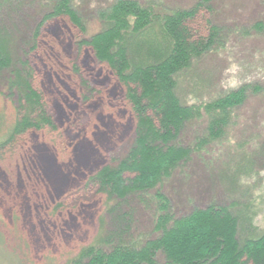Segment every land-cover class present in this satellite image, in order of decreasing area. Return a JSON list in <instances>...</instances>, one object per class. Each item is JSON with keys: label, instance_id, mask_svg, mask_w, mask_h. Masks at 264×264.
I'll list each match as a JSON object with an SVG mask.
<instances>
[{"label": "rangeland", "instance_id": "obj_1", "mask_svg": "<svg viewBox=\"0 0 264 264\" xmlns=\"http://www.w3.org/2000/svg\"><path fill=\"white\" fill-rule=\"evenodd\" d=\"M16 1L17 13L9 6L4 11L13 60L27 72L32 68V84L55 128L27 132L0 160V264H74L80 249L111 227L108 200L89 178L125 158L138 139L120 83L90 48H81L102 29L99 9L113 0H71L84 20L82 33L67 16L45 19L51 0ZM141 1L191 9L200 0ZM211 8V15L200 10L195 27L206 35L211 19L220 44L181 72L176 87L183 105L202 108L175 138L191 152L159 189L176 216L209 204L227 206L239 217L241 237H256L264 234V0H214ZM0 82L2 138L17 119V102ZM241 87L244 102L229 109L211 135L207 106ZM134 208V236H156L154 204Z\"/></svg>", "mask_w": 264, "mask_h": 264}, {"label": "trees", "instance_id": "obj_2", "mask_svg": "<svg viewBox=\"0 0 264 264\" xmlns=\"http://www.w3.org/2000/svg\"><path fill=\"white\" fill-rule=\"evenodd\" d=\"M213 1L200 0L191 9H172L163 1L113 0L99 9L96 19L102 29L81 48H90L96 61L105 64L120 83L137 120L138 139L125 158L103 166L89 178L108 200L106 218L111 227L96 243L82 247L74 264H264V234L241 237L239 217L227 206L209 204L176 216L159 189L191 152L189 146L174 142L184 123L195 119L202 108L183 105L176 87L181 72L220 44L218 24L211 19L206 21V35L195 27L200 10L211 15ZM51 2L45 19L67 16L82 33L84 20L71 0ZM18 4L0 0V79L17 102V119L0 138V160L15 150L27 132L55 128L53 118L45 114V101L32 84V68L27 72L13 60V32L5 25L4 11L9 6L17 13ZM39 37L36 32L31 36V50L36 51ZM245 98L246 87H241L207 106L212 114L211 135L219 132L229 109ZM87 162L88 156L82 154L79 163ZM145 201L157 210L153 229L157 235L141 240L134 236V207Z\"/></svg>", "mask_w": 264, "mask_h": 264}]
</instances>
